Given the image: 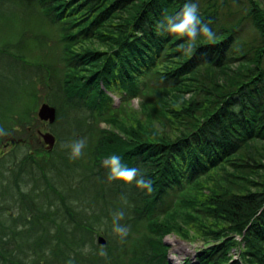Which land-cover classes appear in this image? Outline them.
I'll return each mask as SVG.
<instances>
[{"label":"trees","instance_id":"obj_1","mask_svg":"<svg viewBox=\"0 0 264 264\" xmlns=\"http://www.w3.org/2000/svg\"><path fill=\"white\" fill-rule=\"evenodd\" d=\"M185 2L0 0V21L33 16L54 26L63 63L60 77L45 76L47 66L0 43V141L21 140L0 150V195L19 206L0 220V264H171L164 237L172 231L203 240L181 264H264V213L257 215L264 209V6L192 0L217 41L198 38L189 54L182 38L158 27ZM246 20L250 39L242 37ZM26 77L47 80L56 121L67 116L69 127L63 139L54 129L57 144L83 138L80 158L46 150L28 115L9 114ZM112 91L125 100L155 96L161 108L154 102L144 106L146 120L131 123L124 113L116 122ZM109 115L117 129L98 126ZM14 132L39 140L19 160L5 157L8 148L29 147ZM112 154L146 169L152 191L109 182L102 162ZM25 177L34 181L28 192ZM115 211L125 213L123 239L112 231Z\"/></svg>","mask_w":264,"mask_h":264},{"label":"rangeland","instance_id":"obj_2","mask_svg":"<svg viewBox=\"0 0 264 264\" xmlns=\"http://www.w3.org/2000/svg\"><path fill=\"white\" fill-rule=\"evenodd\" d=\"M19 1V0H18ZM25 1V0H24ZM244 2V0H242ZM11 3L6 1V5H10ZM238 7V6H237ZM241 7V6H240ZM23 9L27 11V9L23 6ZM14 10L19 11L18 7H14ZM245 11H241L238 15L244 14ZM242 37L244 39H250L251 36H254L255 32L249 20L243 22L241 27ZM22 34V35H21ZM58 32L55 27L52 26L49 22H47L43 17H27L23 22L17 23L13 18L12 19H3L0 21V43L9 42L11 45V49L13 51H17L23 53L26 57V60L32 63H40L44 64L43 66H47L49 68L48 72H41L45 76H54L60 77L62 73V52L58 49L56 44V39L58 38ZM19 40V42H18ZM18 42V43H17ZM94 46H97L94 43ZM10 47V46H9ZM61 53L60 63L57 70H52L51 63L54 60H59V55ZM57 56V59H54ZM54 59V60H53ZM46 67V68H47ZM45 78L33 77L28 81L26 77V83L21 86L19 91L16 93L17 100H12L10 102L9 114H14L17 116L19 113V118H23V114L28 115L29 123L33 124L34 131L40 129L42 131H50L55 136L54 129L58 127V130L61 131V139L66 136L65 134L68 132V123L66 122L67 116L62 118L58 123L55 121L53 124L48 125L45 122H42L37 118V110L41 103L47 102L51 104V102L55 103L54 94L52 89L49 88ZM147 82L145 80L144 84ZM153 78L150 79V84H153ZM51 86V85H50ZM111 97V106L113 108H117L113 110V117L115 121H119L123 118L124 113L128 114L126 120L128 122L133 123L135 121H144L147 119V113L145 111L144 106H151L152 103L155 102L154 106L156 108H161L160 100H158L155 96L147 97V96H139L132 98L130 100H125L121 98L118 91L109 92ZM191 96V93H185V98ZM50 98V100L48 99ZM48 99V100H47ZM59 102H57L58 104ZM53 105V104H51ZM65 109L70 112L67 107ZM69 116V115H68ZM107 118L111 119L110 122L107 120L98 119L100 123L98 126L100 128L107 129H117V123H112V116L109 115ZM35 119V120H34ZM112 121V122H111ZM156 126L159 127V124L155 121ZM17 138H24L27 140V145L29 147H21V148H8L6 152V159L19 160V158L27 151L28 148L34 149L36 147V143L39 140L33 136L32 138H28V133H17L14 132L11 134ZM37 135V133H36ZM38 136V135H37ZM85 137V136H84ZM86 139V137H85ZM7 140V137L0 141V150L2 144ZM57 136L55 143L56 152L62 151V144L68 143L65 140H62L60 144H57ZM59 143V142H58ZM39 147V146H37ZM34 181L32 179H28L25 177L24 180L21 181V189L24 192H28L33 187ZM65 184V183H64ZM205 184V183H204ZM207 188L211 186L210 180H208L207 184L204 185ZM206 187H203V190H208ZM43 188L40 186V189ZM207 192V191H206ZM12 199V198H11ZM7 195H0V220L6 222L8 220L9 214L15 212L16 214L19 211L18 202H15V209H11L13 202ZM193 233V230L190 229V234ZM104 236V235H103ZM97 237V235H96ZM105 237V236H104ZM164 243L168 245V259L171 264H181L188 257H192L195 254V250L203 245V240L200 238H194V240H182L179 235L172 231L164 237ZM238 257V254H236Z\"/></svg>","mask_w":264,"mask_h":264},{"label":"clouds","instance_id":"obj_3","mask_svg":"<svg viewBox=\"0 0 264 264\" xmlns=\"http://www.w3.org/2000/svg\"><path fill=\"white\" fill-rule=\"evenodd\" d=\"M161 34L167 33L182 38L185 43L182 50L191 53L196 47L198 38H204L207 42L215 43L217 34L207 23L201 20L199 8L192 0H186L179 12L173 15H167L158 25ZM0 134H4L0 129ZM86 141L83 138L74 139L68 143L62 144L61 147L68 150L69 160H76L83 154ZM102 166L107 169V180L120 181L124 184H134L141 190L148 193L152 191V182L146 178V169L137 167H128L122 163L119 155L112 154L103 160ZM264 213V209H260L257 215ZM125 218L123 211H115L112 213L113 233L123 239L128 235L129 227L120 223Z\"/></svg>","mask_w":264,"mask_h":264},{"label":"water","instance_id":"obj_4","mask_svg":"<svg viewBox=\"0 0 264 264\" xmlns=\"http://www.w3.org/2000/svg\"><path fill=\"white\" fill-rule=\"evenodd\" d=\"M264 6V0H261ZM37 118L47 124H53L56 120V108L47 103L43 102L40 104L37 110ZM37 134L41 137V140L47 150H51L56 141L55 135L50 131H41L40 129L37 130ZM21 141V140H18ZM17 140L10 139V143L18 142ZM97 241L100 244H105V239L103 236L99 235L97 237Z\"/></svg>","mask_w":264,"mask_h":264}]
</instances>
